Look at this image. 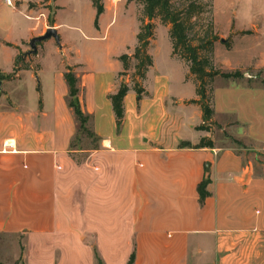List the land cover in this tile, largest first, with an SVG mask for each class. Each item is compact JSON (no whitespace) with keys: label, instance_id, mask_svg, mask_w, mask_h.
<instances>
[{"label":"crops","instance_id":"obj_1","mask_svg":"<svg viewBox=\"0 0 264 264\" xmlns=\"http://www.w3.org/2000/svg\"><path fill=\"white\" fill-rule=\"evenodd\" d=\"M100 2L95 32L83 34L85 43L97 44L85 54L46 39L23 57L25 68L0 80V264H128L131 256V264H264V171L251 161L254 152L219 145L196 128L202 112L190 101L197 96L171 90L168 70L159 69L150 49L154 37L143 91L138 96L130 88L124 96L117 131L108 95L120 83L118 57L130 54L137 32L118 51L98 43L104 37L99 32L105 34L119 15L118 5ZM22 5L0 0L4 75L18 53L28 51L29 40L48 28L46 11ZM59 8L57 0L50 25L62 40ZM215 32V65L242 77L214 78L211 121L236 140L264 144V54L261 63L253 58L227 69L216 58L233 51L238 38H258L261 26L238 30L232 20L229 47ZM164 55L168 68L182 66V82H192L171 42ZM67 66L78 78V100L98 138L80 161L78 151L69 150L77 122L66 101ZM249 67L257 73L246 74ZM201 138L212 147H196ZM206 179L208 195L200 200L197 187Z\"/></svg>","mask_w":264,"mask_h":264},{"label":"rangeland","instance_id":"obj_2","mask_svg":"<svg viewBox=\"0 0 264 264\" xmlns=\"http://www.w3.org/2000/svg\"><path fill=\"white\" fill-rule=\"evenodd\" d=\"M11 1L17 5L24 4L22 6L33 9L38 13L46 11L47 17H53L57 9V0ZM109 1L112 3L113 7L118 5L119 15L117 17V22L108 29L105 34L102 30L99 32V35H104V37L97 38L96 40L99 41L98 43L103 45L108 44L111 46V50L114 49L118 51L121 49L124 41L128 43L134 41V30L138 32L139 28L144 24L148 22L151 23L154 33V43L151 45L150 49L152 54L156 56L155 58L158 62L159 69L165 72L168 70L166 75L169 79V87L176 96H182L184 98L193 97L195 94L193 83L190 81L182 82V66L178 63L168 68L169 66L166 59L163 62V58L165 57L164 54L166 53L167 45L169 46L170 41L167 33L168 30H165L162 26H167L168 29L170 26L162 24L158 18H154L151 21L145 18L143 13H141L142 8L140 4L133 0ZM190 2L197 6L193 15L189 20L185 21L187 38L192 45L196 44L197 38L202 36L205 29H209L211 23L212 32L214 33L216 28L222 39H229L232 36V33H229L232 20H234V28L238 30L248 29L252 23H258L262 29L261 35L258 38H238L236 39V47L233 51L228 53L218 52L216 58L223 64V68L225 69L230 66H237V64L241 63L249 65L251 63L250 60L253 58H255L257 63H261L264 54V0H171L173 8H176L180 13ZM91 3V0H58V4L62 6V8L57 10L56 22L60 24L62 40H60V36L58 37V41L54 38L49 39L51 41L54 40L58 47L61 46L62 42L70 46L73 49V53L77 51L81 54H85L88 47L97 44V42L85 43L83 40V34L88 35L95 32L94 9ZM180 15L184 17V14ZM47 23L48 27H51L48 20ZM215 33L217 34V32ZM29 48L30 47H28L27 50H29ZM129 53L132 54L133 49L130 50ZM202 53L201 55H207L206 52ZM53 59L52 56H48L45 60H50L52 63ZM133 64V62H130V68L126 70L122 76H118L119 81L128 79L129 84H131V77L134 73ZM255 72L257 73L253 67H249L245 71L248 75H252ZM261 75L263 76V71H261ZM208 128H211L208 132H210V136L216 140L217 144L222 146L231 145L236 148L248 149L247 152H254L255 155L251 154V161L258 170L264 171V144H258L247 139L237 140L239 142L237 144L233 142V140L236 139L229 136L225 130L219 129L218 126L211 124ZM75 135L72 138V149H70L69 144V150L78 151L76 153V159L80 161L87 153L96 148L97 141L93 136H87V134L83 132H80L76 137Z\"/></svg>","mask_w":264,"mask_h":264},{"label":"trees","instance_id":"obj_3","mask_svg":"<svg viewBox=\"0 0 264 264\" xmlns=\"http://www.w3.org/2000/svg\"><path fill=\"white\" fill-rule=\"evenodd\" d=\"M133 1L140 4L142 8L141 13H143L145 18L150 21L154 18H158L162 24L170 26L168 29V36L172 46V55H176L186 63L189 76L194 83V92L197 96L196 100H191L190 102L198 104L202 112V123L196 128L198 130L210 131V128L208 127L211 124H214L211 121L213 115L211 99L214 78L219 76L224 79H238L242 77V73L238 70L224 72L215 65L213 60V44L219 39V37L215 32H212V23L210 24L209 29H205L202 36L197 38L195 45H192L190 40L187 38L185 21L189 20L197 8L194 3H188L186 8L180 13V11L176 10V8H173L171 0ZM92 4L96 10L94 17V27H96L97 18L102 13L103 7L100 0H92ZM180 14H184V17H181ZM47 20L50 24H53L54 22V19L51 16H48ZM153 36L154 33L152 31V24L149 22L144 24L139 28V31L136 34V45L133 48V53H123L118 57L122 64V71L118 73V76H122L124 72L130 68V62L132 60L135 62L133 64L134 73L131 77V84L120 81L117 90L108 95L115 115L117 131L120 130L124 118V96L130 88H132L138 96H140L143 91L140 81L144 79L148 67L152 64V58L148 54L147 48ZM224 44L226 47H229V39L225 40ZM202 52H206L207 55H201L203 54ZM26 55L27 54L23 52L18 53L14 61L12 72L6 75L0 73V80L10 78L15 75L19 69L25 68L26 65L23 57ZM63 76L68 87L66 99L67 105L72 109L77 122L76 135L83 132L87 134V136H93L97 141L98 138L94 135L90 127L91 116L82 111L78 100V78L74 73L73 68L67 66ZM233 142L237 144L239 143L237 140H233ZM212 145L213 142L210 139L201 138L196 147H212ZM72 146L73 140L70 141V149H72ZM207 183L208 180L206 179L198 184L197 190L200 200L204 199L208 195V192L205 189ZM132 260L133 256L130 257L128 264H131Z\"/></svg>","mask_w":264,"mask_h":264},{"label":"water","instance_id":"obj_4","mask_svg":"<svg viewBox=\"0 0 264 264\" xmlns=\"http://www.w3.org/2000/svg\"><path fill=\"white\" fill-rule=\"evenodd\" d=\"M58 34L56 32V29L54 27H48L45 32L42 35L35 36L29 40V50L26 51L27 55L36 53L37 50V44L41 41H44L49 38H54L56 41H58ZM1 83V81H0ZM206 167L208 169V164H206Z\"/></svg>","mask_w":264,"mask_h":264}]
</instances>
